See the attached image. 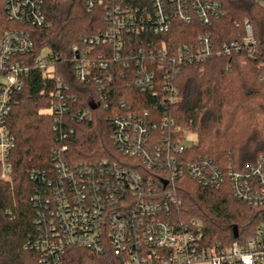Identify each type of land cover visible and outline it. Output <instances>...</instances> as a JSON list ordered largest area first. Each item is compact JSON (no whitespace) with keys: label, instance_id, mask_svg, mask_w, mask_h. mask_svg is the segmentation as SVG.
<instances>
[{"label":"built area","instance_id":"built-area-1","mask_svg":"<svg viewBox=\"0 0 264 264\" xmlns=\"http://www.w3.org/2000/svg\"><path fill=\"white\" fill-rule=\"evenodd\" d=\"M264 10V0H249ZM92 10L102 7L106 29L81 35L66 59L45 48L29 64L17 60L31 55L34 42L25 30L0 34V166L1 178L12 173L10 154L15 137L8 128L14 95L23 90L31 70L55 85L50 114L56 146L51 151V175L40 178L43 190L31 197L37 232L26 249L39 254L41 264H62L66 251L86 249L96 256L108 248L120 264H264V154L240 170L220 167L207 157H194L186 145L189 128L177 125L164 110L179 98L176 80L190 65H203L214 55L251 52L257 46L250 20L236 22L242 38L217 49L210 31L196 42L178 46L151 36L168 33L174 20L198 21L208 29L226 15L210 0H85ZM9 21L26 27H49L43 0H0ZM63 59L72 66L76 81L94 85L97 100L73 109L76 97L55 74ZM124 89L136 90L156 102L136 108L124 100ZM130 96H127V99ZM92 105L96 109H92ZM102 108L112 128V141L127 165L102 160L70 166L64 155L74 124L89 123ZM190 177L208 188L227 183L238 201L258 209L254 235L231 244L209 242L202 223L176 222L173 206L181 204L171 184ZM166 188V190H165ZM169 188V189H168Z\"/></svg>","mask_w":264,"mask_h":264},{"label":"trees","instance_id":"trees-1","mask_svg":"<svg viewBox=\"0 0 264 264\" xmlns=\"http://www.w3.org/2000/svg\"><path fill=\"white\" fill-rule=\"evenodd\" d=\"M210 1L219 3L226 11L210 28H203L198 21L187 25L174 20L168 33L150 37L178 46L196 42L198 35L207 30L220 49L242 38L243 28L235 23L248 19L253 24L257 46L251 54L243 51L214 55L203 65L184 67L176 80L178 101L163 111L177 125L196 133L198 141L191 150L194 157H207L220 167L240 170L264 154V10L249 0ZM43 12L49 27H26L9 21L0 7V34L25 30L34 42L32 54L17 60L30 64L45 48L68 59L81 35H94L106 29L103 8L90 10L85 0H43ZM66 59L56 65L55 74L76 97L72 108H88L90 101L97 100L96 87L78 83ZM202 68L204 71L200 72ZM54 90L52 79L31 70L23 90L14 95L8 128L16 140L10 154L15 185L12 188L0 177V264H41L39 254L26 249V245L37 232L31 197L44 189L40 178L34 176L51 175V151L57 143L52 115L44 112H50L55 102ZM123 90V99L137 105L136 108H149L156 102L136 90ZM93 114L92 122L74 124L75 134L68 140L64 160L70 166L102 160L127 165V158L112 141V128L105 120V112L100 107ZM171 188L181 201L172 208L176 222L200 221L209 242L231 244L235 241L234 227H238L239 239L254 235L261 212L235 199L228 183L208 188L183 177L176 179ZM120 263L110 248L96 256L86 249L71 247L62 259V264Z\"/></svg>","mask_w":264,"mask_h":264},{"label":"rangeland","instance_id":"rangeland-1","mask_svg":"<svg viewBox=\"0 0 264 264\" xmlns=\"http://www.w3.org/2000/svg\"><path fill=\"white\" fill-rule=\"evenodd\" d=\"M200 72H203L204 70H203V68L202 69H200L199 70ZM45 113H50L48 110H46V111H44ZM191 131L193 132V130L191 129ZM197 141H198V138H197V135H196V133H191V134H189V135H187V137H186V145L189 147V148H192V147H194V145H196V143H197ZM0 171H1V166H0ZM1 174V173H0ZM1 177V176H0ZM2 179V178H1ZM2 181H4L5 183H7V184H9L12 188H13V186L15 185V182H14V180H13V176H12V174L6 179V180H3L2 179Z\"/></svg>","mask_w":264,"mask_h":264},{"label":"water","instance_id":"water-1","mask_svg":"<svg viewBox=\"0 0 264 264\" xmlns=\"http://www.w3.org/2000/svg\"><path fill=\"white\" fill-rule=\"evenodd\" d=\"M92 109H96V106L95 105H92ZM233 236H234V238H237L239 236L238 227H234V229H233Z\"/></svg>","mask_w":264,"mask_h":264}]
</instances>
